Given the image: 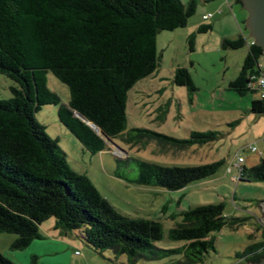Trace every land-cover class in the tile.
<instances>
[{"label": "trees", "instance_id": "obj_1", "mask_svg": "<svg viewBox=\"0 0 264 264\" xmlns=\"http://www.w3.org/2000/svg\"><path fill=\"white\" fill-rule=\"evenodd\" d=\"M236 3L241 6L240 0ZM195 9L196 0H0V74L15 84L8 88L10 97L0 100V233L15 235L10 249L21 250L41 239L38 225L52 217L60 232L94 251L125 255L131 263L159 250L153 243L163 237L161 223L115 211L84 175L67 165L57 140L44 134L33 114L40 106L58 105V121L90 154L107 149L116 138L140 148L153 142L162 153L214 141L220 134L211 130L189 131L184 139L147 128L125 132L128 91L159 67L156 36L184 28ZM211 28L202 24L196 31ZM187 38L192 50L193 35ZM253 43L243 35L222 41L223 48L232 50L247 44L241 68L228 89L239 96L258 93L248 111L264 115V99L256 85L258 78H264V50ZM46 73L68 88L66 105L47 89ZM172 83L189 95L197 90L183 67L174 70ZM260 150L262 155L264 148ZM261 155L250 166L243 159L232 180L264 182ZM115 158L116 168L130 161L137 168L132 180L116 173L119 179L167 191L210 176L220 165L168 167L127 155ZM179 216L180 222L167 237L184 244L159 251L182 255L186 259L182 264L200 262L215 250L213 232L243 224L242 219L228 220L223 215V203L189 208ZM257 228L262 240L239 255L244 262L264 255V227ZM0 264L14 263L0 254Z\"/></svg>", "mask_w": 264, "mask_h": 264}, {"label": "rangeland", "instance_id": "obj_2", "mask_svg": "<svg viewBox=\"0 0 264 264\" xmlns=\"http://www.w3.org/2000/svg\"><path fill=\"white\" fill-rule=\"evenodd\" d=\"M187 1L181 0L182 3ZM235 1L211 0L202 5L196 0L195 13L184 28L163 31L156 36L159 67L153 75L136 82L127 94L125 132L134 127L147 128L184 139L189 131L211 130L220 134L214 141L162 153L153 142L140 148L116 138L108 143L107 149L90 154L58 121V105L40 106L33 114L44 134L57 140L67 165L84 175L115 211L161 223L163 237L153 243L157 249L169 251L184 244L167 235L169 229L180 222L179 213L189 208L223 203V215L228 220H243L241 225H225L213 232L215 250L194 264H244L239 255L262 240L257 225L264 227L258 221L263 215L258 206L264 203V182L235 183L232 180L237 174L236 152L243 157L245 166L258 163L259 156L248 152L247 147L255 145L262 149L261 137L264 136V115H253L248 111L250 101L258 98V93L239 96L228 89V83L241 68L247 44L232 50L223 48L222 41L226 37L236 38L239 33L245 35L246 41L251 40L243 23L247 12ZM208 13L215 16L208 20L212 24L211 30L197 32L195 29L202 21V14ZM189 35H193L192 50ZM261 63L264 74V60ZM177 67L188 71L196 92L189 95L184 87L172 83ZM10 86L15 84L0 74V100L10 97ZM46 87L59 96L63 105L68 103V88L51 73H46ZM125 154L159 166L187 167L216 162L220 165L210 176L182 189L167 191L135 185L116 177V173L127 180L137 176V168L131 161L127 166L115 167V156L124 157ZM38 230L44 238L31 241L21 250L10 249L15 235L0 233V254L14 264H182L186 261L180 254L159 250L152 257L140 258L134 263L111 250L97 252L76 237L59 235L52 217L42 221ZM59 247L65 250L57 252Z\"/></svg>", "mask_w": 264, "mask_h": 264}, {"label": "water", "instance_id": "obj_3", "mask_svg": "<svg viewBox=\"0 0 264 264\" xmlns=\"http://www.w3.org/2000/svg\"><path fill=\"white\" fill-rule=\"evenodd\" d=\"M240 2L242 8L247 12L244 26L248 34L253 39V44L264 50V0H240ZM258 209L263 213L258 221L264 225V203H260ZM255 264H264V257Z\"/></svg>", "mask_w": 264, "mask_h": 264}, {"label": "built area", "instance_id": "obj_4", "mask_svg": "<svg viewBox=\"0 0 264 264\" xmlns=\"http://www.w3.org/2000/svg\"><path fill=\"white\" fill-rule=\"evenodd\" d=\"M211 17V14H205L202 16V19L207 20ZM256 85L259 86V94L260 98L264 99V78H258L256 80ZM261 146L264 148V136L261 137ZM247 151L250 153L257 154L258 156L261 155V150L255 145H249L247 147ZM236 166L239 167L243 163V158L236 155ZM235 179V177L233 178Z\"/></svg>", "mask_w": 264, "mask_h": 264}, {"label": "crops", "instance_id": "obj_5", "mask_svg": "<svg viewBox=\"0 0 264 264\" xmlns=\"http://www.w3.org/2000/svg\"><path fill=\"white\" fill-rule=\"evenodd\" d=\"M201 1V4L202 5H205V4H207L208 2H210L211 0H200ZM236 2V1H235ZM236 4H238V3H236ZM221 8H222V6H221ZM241 9H243V8H241ZM204 14H202V16H203ZM215 16L212 14V18H210V20L211 19H213ZM202 19V18H201ZM243 21H245V19H243ZM202 24H211V23H209V21L208 20H203L202 19V21L200 22V23H198V25L196 26V29L195 30H197V28L200 26V25H202ZM211 26H212V24H211ZM239 35H243L242 33H239L237 36H239ZM243 36H245V35H243ZM237 38V37H236ZM225 39H235V38H230V37H226ZM247 42H250V40H247ZM153 75V74H152ZM262 155H264V150H262ZM262 155H261V157H262ZM55 223V222H54ZM54 229L55 230H57L58 232H59V235H61V236H64V237H69V238H71V239H73L74 237L73 236H71V235H66V234H64V233H62V232H60V230H58V229H56L55 228V226H54ZM41 239H43L44 237L41 235ZM60 250H65V248H63V247H59L56 251L58 252V251H60ZM76 252V251H75Z\"/></svg>", "mask_w": 264, "mask_h": 264}, {"label": "flooded vegetation", "instance_id": "obj_6", "mask_svg": "<svg viewBox=\"0 0 264 264\" xmlns=\"http://www.w3.org/2000/svg\"><path fill=\"white\" fill-rule=\"evenodd\" d=\"M264 257V255H262V256H259L258 257V259H256V258H251V260L249 259V260H246L245 262H244V264H248V263H258L262 258Z\"/></svg>", "mask_w": 264, "mask_h": 264}]
</instances>
